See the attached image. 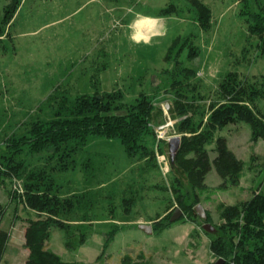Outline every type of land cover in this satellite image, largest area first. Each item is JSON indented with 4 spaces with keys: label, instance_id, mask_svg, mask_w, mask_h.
<instances>
[{
    "label": "rangeland",
    "instance_id": "1",
    "mask_svg": "<svg viewBox=\"0 0 264 264\" xmlns=\"http://www.w3.org/2000/svg\"><path fill=\"white\" fill-rule=\"evenodd\" d=\"M11 1L0 0V150L8 136L26 134L35 120L51 117L62 95L119 90L126 104L145 95L161 110L150 123L162 143L156 170L143 173L118 139L101 136L89 137L73 157L60 156L64 152L22 156L27 168H43L54 177L58 194L81 193L92 200L84 214L88 219L78 210L66 221L74 233L73 248L65 246V234L57 227L50 229L48 246L76 264H119L120 255L136 256L141 250L150 255L149 264L214 263L202 220H177L164 228L157 224L172 210L169 199L174 198L152 185L178 179L190 191L188 202L197 192L171 161V139L179 136L175 125L186 117L171 109L177 100L174 85L186 95L183 103L192 105L185 113L206 121L219 82L234 72L259 90L256 105L264 113V55L246 24V15L263 7L264 0H199L211 9L208 29L198 26L187 0H16L7 20ZM172 5L176 11L163 15ZM145 25L153 27L146 31ZM215 136L225 137L243 169L237 185H223L213 166L207 173V188L198 199L212 226L220 223L219 202L234 204L255 190L264 193V139H253L245 122L227 124ZM209 155L212 161L215 153ZM74 163V169L60 170L62 164ZM15 192L22 193L21 179L0 176V228L9 233L0 264H24L27 256L23 231L26 218L35 213ZM133 195L136 201L125 212L123 199ZM141 224L151 225V233L140 229ZM192 230H197L193 236ZM79 232L86 235L83 244L78 243ZM217 233L214 229L212 235Z\"/></svg>",
    "mask_w": 264,
    "mask_h": 264
},
{
    "label": "trees",
    "instance_id": "2",
    "mask_svg": "<svg viewBox=\"0 0 264 264\" xmlns=\"http://www.w3.org/2000/svg\"><path fill=\"white\" fill-rule=\"evenodd\" d=\"M195 9L197 24L208 29L212 14L209 6L199 0H187ZM17 6L12 0L7 4L4 19H10ZM176 11L175 6L167 9L163 15ZM248 34L259 39V48L264 55V6L258 11H250L246 15ZM183 72L187 68H183ZM190 75H193L191 73ZM177 100L171 107L174 114L186 115L178 121L176 131L180 142L174 154V165L184 175L185 183L194 192V199L188 202V190H183L178 179L171 180L170 185H152L155 188L172 194V210L167 213L158 225L167 227L169 219L176 208L182 211L179 220L196 223L202 219L197 215L194 206L199 203L198 197L207 188L204 183L211 166L223 180L222 184L237 185L240 182L243 161L228 147L225 137L215 133L227 124L245 122L249 125L253 139H264V113L256 105L261 96L259 90L247 79L241 80L236 73H228L218 84L217 99L210 103L209 117L206 121L196 120L195 113H185L192 108L190 103L184 104L186 95L177 90ZM124 94L119 90L104 93L95 91L94 95L81 94L74 98L62 95L54 103L51 117L35 120L26 134L8 136L5 149L0 150V176L21 179L22 193H16L24 205L34 211L35 217H27L24 227V246L27 256L24 264H76L62 260L47 244L51 227L63 230L65 246L73 248L69 224L66 222L74 211H82V219L86 209L91 207V198L84 194H58V184L53 176L43 168H27L22 156L26 153L35 154L49 152L63 156H74L85 147L89 137L101 136L118 139L128 157H135L141 163L142 172L158 169V154H162V143L150 127L161 110L153 105L152 99L140 95L133 102L126 104ZM49 98V97H48ZM209 146H212L208 149ZM209 151L215 156L212 161ZM76 164L64 165L61 171L74 169ZM83 169L86 166L82 165ZM88 172L86 176H90ZM159 186V187H158ZM60 187V186H59ZM61 192V191H60ZM109 196V195H107ZM206 200L211 194L205 195ZM136 195L123 199L125 212L135 203ZM175 205V206H174ZM166 203L165 209L169 208ZM220 223L214 226L216 235L204 230L209 238V249L214 257L223 259L222 264H264V193L255 190L250 198L234 204L219 202L216 205ZM0 204V216L3 213ZM159 212L155 216H159ZM207 219L211 220L206 211ZM210 223V222H209ZM197 230H192L193 236ZM9 240V233L0 228V261ZM86 235L78 233V243L83 244ZM150 255L143 250L136 256L125 253L117 259L119 264H149ZM140 260V261H139ZM94 264H103L98 261ZM213 264V263H212Z\"/></svg>",
    "mask_w": 264,
    "mask_h": 264
},
{
    "label": "water",
    "instance_id": "3",
    "mask_svg": "<svg viewBox=\"0 0 264 264\" xmlns=\"http://www.w3.org/2000/svg\"><path fill=\"white\" fill-rule=\"evenodd\" d=\"M172 144H173V151H172V156H171V161L174 163V154L176 152V149L179 145L180 142V137H174L171 139ZM194 209L197 213V215L202 219V220H206L207 219V215H206V211L205 208L200 204H196L194 206ZM182 217V211L180 208H176L175 211L173 212V214L171 215L169 221L170 222H174L179 220ZM139 228L144 230L146 233H151V225H147V224H141L139 225ZM202 228L208 232H213V230L215 229L214 226H212L209 222H204V224L202 225ZM223 259H217L213 264H222Z\"/></svg>",
    "mask_w": 264,
    "mask_h": 264
},
{
    "label": "bare ground",
    "instance_id": "4",
    "mask_svg": "<svg viewBox=\"0 0 264 264\" xmlns=\"http://www.w3.org/2000/svg\"><path fill=\"white\" fill-rule=\"evenodd\" d=\"M143 24H144V23H143ZM141 26H142V25H141ZM150 26H151V25H145V30L147 31L148 28H151V29H152L153 26H151V27H150ZM151 29H150V30H151Z\"/></svg>",
    "mask_w": 264,
    "mask_h": 264
}]
</instances>
